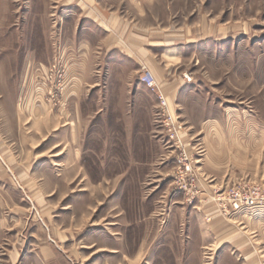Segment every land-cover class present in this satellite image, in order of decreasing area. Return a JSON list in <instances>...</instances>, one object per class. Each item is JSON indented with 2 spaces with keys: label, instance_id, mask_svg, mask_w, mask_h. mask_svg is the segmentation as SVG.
Instances as JSON below:
<instances>
[{
  "label": "rangeland",
  "instance_id": "rangeland-1",
  "mask_svg": "<svg viewBox=\"0 0 264 264\" xmlns=\"http://www.w3.org/2000/svg\"><path fill=\"white\" fill-rule=\"evenodd\" d=\"M72 2L0 0V264H249L240 260L233 241L246 218L264 225L263 218L256 219L264 217V208L226 218L218 214L225 226L217 237L205 215L204 204L216 209L210 194L202 191L189 202L176 190L178 150L160 116L158 91L140 79L147 67H141L138 80L146 95L140 120L147 162L137 160L138 140L129 149L135 160L125 157L128 117L121 109L128 108L126 102L114 107L120 117L104 116L90 127L88 115L105 108L99 96L106 89L81 86L87 116H73L72 101L64 97L68 56L80 38L75 34L79 7ZM105 3L119 15L175 35L178 58L165 72L177 86L173 101L156 81L194 161L198 184L264 185V0ZM128 88L110 85L108 94ZM76 122L83 128L81 166L63 164L73 153ZM112 123L118 141L105 149L112 136L106 125L110 129ZM205 124L226 130L225 176L217 171L223 155H208V141L216 146L219 140L203 138ZM107 152L119 158L104 156ZM11 163L17 171H30L33 191L15 178Z\"/></svg>",
  "mask_w": 264,
  "mask_h": 264
},
{
  "label": "crops",
  "instance_id": "crops-1",
  "mask_svg": "<svg viewBox=\"0 0 264 264\" xmlns=\"http://www.w3.org/2000/svg\"><path fill=\"white\" fill-rule=\"evenodd\" d=\"M72 1V0H71ZM106 0H73L70 5L78 6L79 13L77 18V25L75 34L79 36V42L76 40L74 45L73 54L68 56L71 60V65L67 66V74L69 82L64 92L66 100H71L73 104V116L86 117L87 113L82 111L81 101V86L90 85L92 88L106 89V93L100 95L101 101H105L104 107L96 108L88 115L91 117L90 127L93 126L95 120L101 119V117H118L116 110L117 102L120 100L126 102L128 108L121 109V115L128 117L125 122L124 129V145L123 148L127 150L125 157L127 162H133L135 160V150L129 152L130 148H134L135 140H138L137 155L138 162H147L148 155L144 154L145 145L141 143L142 138L146 134L144 125L141 124V116H144L146 108V95L139 92L141 83L138 82L139 74L141 73V67L145 66L155 76L156 80L161 82L165 93L170 101H173V94L177 89L174 87L175 81L165 76L166 70L170 69L173 65L174 59L178 58V53L173 47H177L178 44L173 40V33L159 28H148L145 22L139 19H134L131 16H124L115 13L114 10L107 8L105 5ZM70 57V58H69ZM96 65V66H93ZM92 69L99 70L96 76H88V72L91 73ZM164 79V80H162ZM129 85V92L108 94V87L111 85ZM103 90V89H102ZM85 97V96H83ZM90 97H92L90 95ZM113 99L114 105H110V101ZM119 111V110H118ZM66 113H64L65 115ZM69 114V113H68ZM44 115V114H43ZM67 115V114H66ZM120 117V116H119ZM115 123V119L113 120ZM110 129L106 125V132L111 134V139L107 138L105 149L114 147V142L118 139L115 134L118 133L113 129V124ZM117 125H121L117 124ZM79 127V129L77 128ZM205 124L202 126V131L205 133L203 138L215 139L219 141L217 145L211 144L209 141V152L211 158L213 154L218 153L219 156L223 155V163L221 169H217L220 174L225 176L226 167V138L225 133L221 128ZM83 128L81 122H76L74 126V137L72 138L73 153L70 160H64L63 164H72L75 166L83 165L82 151L83 145L81 143V134ZM222 133L223 135H221ZM217 134V135H216ZM211 137V138H210ZM141 138V139H140ZM70 141V142H72ZM110 142V143H109ZM207 149V150H208ZM217 149V151H216ZM111 159H118L119 156L113 153H105L104 156ZM131 155V156H130ZM96 156V155H95ZM68 157V158H69ZM65 159V158H64ZM222 161H218L221 163ZM62 163V162H61ZM13 173L20 177V180L26 181V185L30 186V191L34 189L33 176L30 171L23 172L18 170V166L14 163L10 164ZM224 167V168H223ZM14 168L16 172H14ZM18 173V174H17ZM33 173V170H32ZM18 180V179H17ZM206 181V180H203ZM210 182H201L200 189L204 191V194H210L213 186ZM179 192V191H178ZM202 194V195H204ZM205 215L210 216L209 229L214 232L215 236H221L225 222L216 213V209L209 203L204 204ZM264 222V217L256 218L261 219ZM258 221V220H256ZM243 227L239 228L238 235L233 241V245L238 249V257L240 260H244L249 264H264V225L257 227L255 220L246 218L243 221Z\"/></svg>",
  "mask_w": 264,
  "mask_h": 264
},
{
  "label": "built area",
  "instance_id": "built-area-1",
  "mask_svg": "<svg viewBox=\"0 0 264 264\" xmlns=\"http://www.w3.org/2000/svg\"><path fill=\"white\" fill-rule=\"evenodd\" d=\"M140 79L146 87L159 93L160 116L165 117L164 121L169 125L167 129L168 136L173 141L175 149L178 150L175 156L176 167L173 174L175 188L191 202L196 196L201 195L202 192L197 182V174L194 171V161L186 154L184 145L180 142L178 131L172 122V115L167 109L166 97L160 92L161 90L155 77L150 71H146L141 75ZM202 152L201 148L197 150V154ZM210 196L218 214L224 218L230 217L238 211H257L264 208V185L258 183L241 181L226 186L214 185Z\"/></svg>",
  "mask_w": 264,
  "mask_h": 264
}]
</instances>
